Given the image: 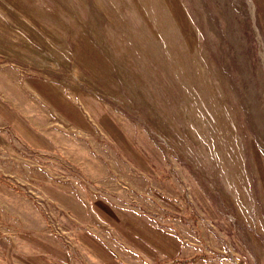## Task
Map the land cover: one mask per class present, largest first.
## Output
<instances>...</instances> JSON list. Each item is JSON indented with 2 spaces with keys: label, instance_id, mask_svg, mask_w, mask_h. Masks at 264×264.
I'll list each match as a JSON object with an SVG mask.
<instances>
[{
  "label": "rangeland",
  "instance_id": "374dc122",
  "mask_svg": "<svg viewBox=\"0 0 264 264\" xmlns=\"http://www.w3.org/2000/svg\"><path fill=\"white\" fill-rule=\"evenodd\" d=\"M195 258L264 264V0H0V264Z\"/></svg>",
  "mask_w": 264,
  "mask_h": 264
},
{
  "label": "trees",
  "instance_id": "16d2710c",
  "mask_svg": "<svg viewBox=\"0 0 264 264\" xmlns=\"http://www.w3.org/2000/svg\"><path fill=\"white\" fill-rule=\"evenodd\" d=\"M201 258H205L204 256H202ZM220 258V257H219ZM197 260V258H195V259H186V260H184L183 261V263H190V262H195Z\"/></svg>",
  "mask_w": 264,
  "mask_h": 264
},
{
  "label": "bare ground",
  "instance_id": "6f19581e",
  "mask_svg": "<svg viewBox=\"0 0 264 264\" xmlns=\"http://www.w3.org/2000/svg\"><path fill=\"white\" fill-rule=\"evenodd\" d=\"M237 188L241 190L240 186H239V187H237Z\"/></svg>",
  "mask_w": 264,
  "mask_h": 264
}]
</instances>
